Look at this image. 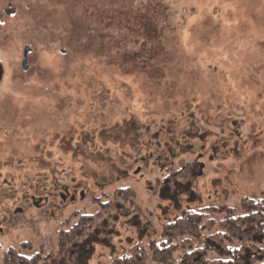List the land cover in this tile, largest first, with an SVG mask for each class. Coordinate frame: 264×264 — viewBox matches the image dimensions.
I'll return each mask as SVG.
<instances>
[{"label": "rangeland", "instance_id": "obj_1", "mask_svg": "<svg viewBox=\"0 0 264 264\" xmlns=\"http://www.w3.org/2000/svg\"><path fill=\"white\" fill-rule=\"evenodd\" d=\"M0 69V264L55 253L119 188L142 214L106 207L57 264H110L186 210L264 199V0H0ZM190 163L194 186L160 188Z\"/></svg>", "mask_w": 264, "mask_h": 264}, {"label": "trees", "instance_id": "obj_2", "mask_svg": "<svg viewBox=\"0 0 264 264\" xmlns=\"http://www.w3.org/2000/svg\"><path fill=\"white\" fill-rule=\"evenodd\" d=\"M194 165L190 163L177 172H170L158 181L160 188L169 189V184L174 182L194 186ZM101 206L98 212L74 213L67 219L66 223H74L70 229L59 232L55 253L41 248L26 257L10 248L3 253L1 263H60L70 257V252L83 244L101 222L113 218L111 214L104 217L106 207L112 213L119 207L131 208L133 215L142 214L131 188L116 189L113 202L101 203ZM22 248L30 250L31 244L22 243ZM110 264H264V199L242 198L235 207L186 210L164 223L147 242L140 240L131 244Z\"/></svg>", "mask_w": 264, "mask_h": 264}, {"label": "water", "instance_id": "obj_3", "mask_svg": "<svg viewBox=\"0 0 264 264\" xmlns=\"http://www.w3.org/2000/svg\"><path fill=\"white\" fill-rule=\"evenodd\" d=\"M31 53V49L25 45L23 47L22 61H21V70L26 72L28 70V56ZM2 77L1 69H0V80Z\"/></svg>", "mask_w": 264, "mask_h": 264}]
</instances>
